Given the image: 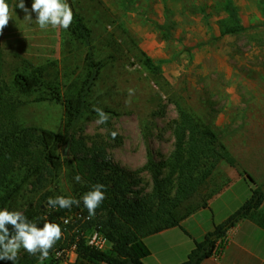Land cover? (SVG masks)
<instances>
[{
	"label": "rangeland",
	"instance_id": "374dc122",
	"mask_svg": "<svg viewBox=\"0 0 264 264\" xmlns=\"http://www.w3.org/2000/svg\"><path fill=\"white\" fill-rule=\"evenodd\" d=\"M225 1L68 0L90 30L95 60L103 63L90 99L92 114L79 126L76 139L88 145L104 143L115 164L132 174L134 189L146 192L153 185L144 170L148 155L157 161L172 157L179 109L203 131L215 133L218 144L235 158L234 166L222 162L210 178L197 201L211 207L185 224L191 232L200 224L209 226L214 215L220 220L243 206L251 194L250 175L264 190V4L233 0L245 28L240 31L225 13ZM32 3L26 6L31 9ZM15 5L2 46L35 66L51 65L48 80L66 95L71 83L80 84L86 78V47L73 40L66 46L67 30H42L34 21H25V13ZM148 59L167 62L159 70L149 67ZM130 88L135 94L126 103ZM37 97H22L20 121L62 132L64 108L54 102H36ZM94 107L107 110V123L95 122ZM112 132L118 133L115 139ZM65 148L59 152L69 157L70 147L67 155ZM53 174L45 176L41 188L28 186L22 200L25 207L46 193L81 200L65 169ZM262 212L260 218H264ZM75 224L71 222V235L80 229ZM70 245L61 264L76 260L75 247ZM24 253L21 249L19 255Z\"/></svg>",
	"mask_w": 264,
	"mask_h": 264
},
{
	"label": "trees",
	"instance_id": "16d2710c",
	"mask_svg": "<svg viewBox=\"0 0 264 264\" xmlns=\"http://www.w3.org/2000/svg\"><path fill=\"white\" fill-rule=\"evenodd\" d=\"M17 1L7 0L10 9ZM261 1L264 4V0ZM31 2L33 0H25L26 5ZM224 11L235 28L245 30L233 0L225 1ZM74 14V21L64 39L67 38L68 47L70 40L86 47L88 72L80 84L71 83L66 95L48 80L51 65L35 66L19 53L6 50L1 44L3 34L0 35V209L22 211L29 221L41 228L45 217L49 222L60 224L63 237L44 264L63 263L71 243L77 255L73 264H145L143 260L151 252L143 239L180 227L184 220L208 208L206 202L200 204L197 200L210 178L220 163L234 166L236 161L225 146L218 144L215 133L203 131L183 109H179L174 126L172 157L157 161L148 155L144 170L152 177L150 192L134 189L132 174L115 164L104 143L88 145L82 139H76L79 126L92 114L90 99L103 63L94 58L91 33L84 19L76 12ZM165 62L148 59L147 65L160 70V65ZM32 95H38L36 102H54L64 108L62 132L27 126L20 121L22 97ZM68 144L70 155L62 157L59 149ZM59 168L66 170L74 191L82 196L94 184L105 185L106 198L96 209L94 217L87 218L89 214L83 202L70 209L48 206L46 202L50 193L41 195L36 204L30 203L27 207L22 204L28 186L43 187L45 176L54 177L53 172ZM77 175L81 177L80 182L74 179ZM248 179L252 184L250 198L224 222L214 225L201 241H196L195 249L181 264H202L211 258L222 248L221 243L229 231L263 205V188L251 175ZM67 219L80 225L78 232L70 234L74 227L71 222L65 225ZM94 233L103 236L111 247L101 251L91 246L89 240ZM0 264L13 262L0 260ZM15 264H39V261L37 256L26 252L18 255Z\"/></svg>",
	"mask_w": 264,
	"mask_h": 264
},
{
	"label": "clouds",
	"instance_id": "9594fccd",
	"mask_svg": "<svg viewBox=\"0 0 264 264\" xmlns=\"http://www.w3.org/2000/svg\"><path fill=\"white\" fill-rule=\"evenodd\" d=\"M17 7L25 13V21H34L42 30L49 27L67 30L75 18L68 0H33L31 9L26 6L25 0H18L15 5V8ZM10 12L7 0H0V35L3 34L11 20ZM33 13L35 20H33ZM134 94V89H128L129 100L126 103H130V98ZM93 111L98 115L95 121L97 124L107 123L108 114L99 107H94ZM111 135L115 139L118 133L112 132ZM74 179L80 182L81 177L77 175ZM105 198V185L99 183L92 185L91 190L84 193L81 200L88 211L89 218L95 216L96 209ZM81 200L58 195L55 198L49 197L46 203L50 207L59 206L61 209H70L73 205L79 206ZM65 223H67L66 220ZM62 237L63 230L60 224L49 222L46 217L41 228L35 222L29 221L22 211L0 209V260H9L15 264L20 250L23 249L31 256H37L39 264H44L50 251Z\"/></svg>",
	"mask_w": 264,
	"mask_h": 264
},
{
	"label": "crops",
	"instance_id": "0c3cea01",
	"mask_svg": "<svg viewBox=\"0 0 264 264\" xmlns=\"http://www.w3.org/2000/svg\"><path fill=\"white\" fill-rule=\"evenodd\" d=\"M262 211H264V203L247 219L242 220L229 231L221 243L222 248L219 253H215L202 264H264V218H260ZM195 214L184 220L180 227L144 238L143 241L151 254L143 262L145 264L185 262L195 249L196 241H201L208 232L213 230L214 225L224 222L229 217L224 215L217 220V216L214 215L209 220V226L200 224L193 232L187 231L184 226L190 223Z\"/></svg>",
	"mask_w": 264,
	"mask_h": 264
},
{
	"label": "built area",
	"instance_id": "2783aa9c",
	"mask_svg": "<svg viewBox=\"0 0 264 264\" xmlns=\"http://www.w3.org/2000/svg\"><path fill=\"white\" fill-rule=\"evenodd\" d=\"M79 217L82 218V216H79ZM87 218L89 219V217ZM66 221H67L66 224H69L71 222L69 219H67ZM89 244L91 246H95L101 251L108 250L111 247L109 243L107 242V240L103 236L99 235L98 233H94L93 236H91L89 240ZM220 250L221 249H218L216 253H219Z\"/></svg>",
	"mask_w": 264,
	"mask_h": 264
},
{
	"label": "water",
	"instance_id": "95a60500",
	"mask_svg": "<svg viewBox=\"0 0 264 264\" xmlns=\"http://www.w3.org/2000/svg\"><path fill=\"white\" fill-rule=\"evenodd\" d=\"M69 147H70V144H68V145L66 146L65 151H64V155H67V150L69 149Z\"/></svg>",
	"mask_w": 264,
	"mask_h": 264
}]
</instances>
